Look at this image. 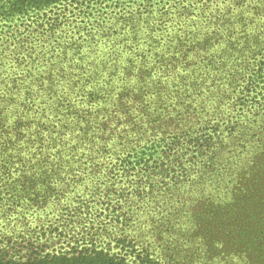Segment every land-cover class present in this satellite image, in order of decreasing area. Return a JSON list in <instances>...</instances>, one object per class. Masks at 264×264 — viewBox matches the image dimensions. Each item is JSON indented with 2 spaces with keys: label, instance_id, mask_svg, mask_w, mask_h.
<instances>
[{
  "label": "trees",
  "instance_id": "1",
  "mask_svg": "<svg viewBox=\"0 0 264 264\" xmlns=\"http://www.w3.org/2000/svg\"><path fill=\"white\" fill-rule=\"evenodd\" d=\"M55 8L42 32L45 71L20 85V129L38 136L50 120L54 160L73 180L19 193L16 160L0 165V182L13 178L0 190V264H172L179 254L162 221L181 214L204 170L234 196L264 183V152L249 154L264 144V0H0V26ZM230 146L223 157L219 147ZM77 167L82 179L66 173ZM79 186L85 200L62 201ZM41 204L58 219L17 233ZM76 222L89 230L74 232ZM251 224L239 238L244 264H264Z\"/></svg>",
  "mask_w": 264,
  "mask_h": 264
},
{
  "label": "rangeland",
  "instance_id": "2",
  "mask_svg": "<svg viewBox=\"0 0 264 264\" xmlns=\"http://www.w3.org/2000/svg\"><path fill=\"white\" fill-rule=\"evenodd\" d=\"M81 1L97 5L101 2L102 4L112 3L114 0L106 2L105 0ZM55 11L56 8L42 14L36 21L20 20L0 26V165L6 163V159L16 160L12 163L17 165V172L20 173L17 175L15 171L14 175V179L19 177L18 180L16 179V183L14 182L20 188L19 193L25 191L30 185L33 186L32 188H37V183L40 189L43 187L56 189L58 187L60 190L67 188L70 180H73L67 179V176H61L60 162L54 160V149L49 146V139L56 129H46L52 124L50 120L46 121L44 128L39 126L36 128L39 137L33 130L20 129L22 115L19 98L20 93L25 91L20 88V85L25 82L27 73L39 75L45 71L43 64L45 59L41 58V54L47 52L50 46L42 32L50 27L49 23L55 17ZM37 58H40V61ZM11 93L15 98H12ZM9 132L14 134L13 143L7 140L6 136ZM42 138H45L46 141ZM40 141H43V146ZM228 142L240 144L241 139L238 137L232 140L225 139L223 144ZM255 144L256 146L249 147V154L264 152V144L258 143V141ZM230 148L233 147H219L221 155L226 158ZM221 160L223 163H229L222 158ZM219 167H223V164ZM83 171L85 170L77 167L71 171L67 170L66 173L71 178L82 179L80 173ZM219 172L224 173V170ZM202 174L201 183L192 187L191 191L184 196L186 207L182 208L181 214L169 213L167 218L162 221L165 223L162 227L163 235L171 246V250L176 249L179 254V257L171 255L172 258H177L172 264H244L246 259L245 244L243 240L239 239L243 236L241 232L244 227L252 221L250 229L256 227L254 236L264 239V183L256 181L247 187L242 185L243 191L234 196L232 190H228L230 193L225 194L223 184L219 187V177L208 182L207 175H211V172L204 170ZM87 176L84 181L90 183L91 186ZM58 177L61 178L58 179ZM10 181H13L12 176L6 178L5 181L1 180L0 190H6L5 183ZM246 181L252 182L253 180ZM231 185V183L228 184L227 189ZM186 189L187 186L183 185L182 193L185 194ZM233 190L237 191L239 188ZM217 191L224 193L221 198ZM87 193L88 191L83 186H79L73 195H69L62 201L67 200V205H77L78 203L73 202L74 198L85 200ZM42 205L37 213L29 212L30 226L23 227L19 222L15 223L17 233L22 234L20 231L24 229H28L30 232L34 229L37 230L36 224L42 225L54 221L58 217L57 210L52 206L43 207ZM248 207L255 209L252 214L247 209ZM7 215V213L0 215L1 224L4 223ZM251 216L254 220H251L253 219ZM73 225L74 232L89 230V226L81 225L80 222ZM228 232H231L229 236Z\"/></svg>",
  "mask_w": 264,
  "mask_h": 264
}]
</instances>
